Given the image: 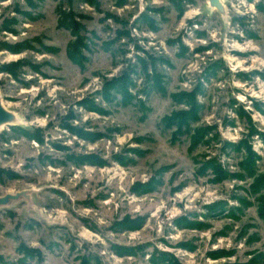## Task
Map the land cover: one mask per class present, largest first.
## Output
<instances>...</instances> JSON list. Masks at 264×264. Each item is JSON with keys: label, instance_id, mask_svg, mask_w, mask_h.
Here are the masks:
<instances>
[{"label": "rangeland", "instance_id": "rangeland-1", "mask_svg": "<svg viewBox=\"0 0 264 264\" xmlns=\"http://www.w3.org/2000/svg\"><path fill=\"white\" fill-rule=\"evenodd\" d=\"M222 4L0 0V264H264V0Z\"/></svg>", "mask_w": 264, "mask_h": 264}, {"label": "water", "instance_id": "water-1", "mask_svg": "<svg viewBox=\"0 0 264 264\" xmlns=\"http://www.w3.org/2000/svg\"><path fill=\"white\" fill-rule=\"evenodd\" d=\"M211 7L217 8L220 12H223V4L221 0H207ZM13 119V113L9 111L5 106H3L0 98V126L11 124ZM20 196H26L25 191L17 192L15 194L6 193L3 196H0V206L8 204L11 200L17 199Z\"/></svg>", "mask_w": 264, "mask_h": 264}, {"label": "bare ground", "instance_id": "bare-ground-1", "mask_svg": "<svg viewBox=\"0 0 264 264\" xmlns=\"http://www.w3.org/2000/svg\"><path fill=\"white\" fill-rule=\"evenodd\" d=\"M221 2H224V0H221ZM2 104H3V102H2ZM3 106H5V104H3ZM18 121H19V119H18L17 115L13 113V119H12L11 123L18 122ZM2 127H3V125L0 126V128H2Z\"/></svg>", "mask_w": 264, "mask_h": 264}, {"label": "trees", "instance_id": "trees-1", "mask_svg": "<svg viewBox=\"0 0 264 264\" xmlns=\"http://www.w3.org/2000/svg\"><path fill=\"white\" fill-rule=\"evenodd\" d=\"M67 19H68V21L71 20V18H69L68 16H67ZM70 57H71L72 59H75V56H74V54H72V53H71Z\"/></svg>", "mask_w": 264, "mask_h": 264}]
</instances>
